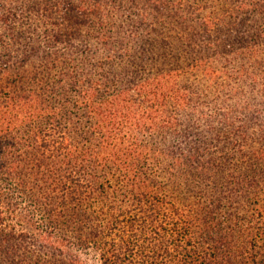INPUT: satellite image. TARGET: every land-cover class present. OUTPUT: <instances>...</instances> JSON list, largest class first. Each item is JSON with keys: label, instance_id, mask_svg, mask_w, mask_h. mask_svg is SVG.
Listing matches in <instances>:
<instances>
[{"label": "trees", "instance_id": "16d2710c", "mask_svg": "<svg viewBox=\"0 0 264 264\" xmlns=\"http://www.w3.org/2000/svg\"><path fill=\"white\" fill-rule=\"evenodd\" d=\"M0 264H264V0H0Z\"/></svg>", "mask_w": 264, "mask_h": 264}]
</instances>
